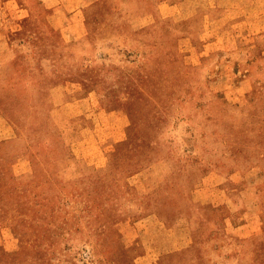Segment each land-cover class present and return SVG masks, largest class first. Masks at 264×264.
<instances>
[{"label": "rangeland", "instance_id": "obj_1", "mask_svg": "<svg viewBox=\"0 0 264 264\" xmlns=\"http://www.w3.org/2000/svg\"><path fill=\"white\" fill-rule=\"evenodd\" d=\"M161 1L0 0V264H264V36Z\"/></svg>", "mask_w": 264, "mask_h": 264}, {"label": "crops", "instance_id": "obj_2", "mask_svg": "<svg viewBox=\"0 0 264 264\" xmlns=\"http://www.w3.org/2000/svg\"><path fill=\"white\" fill-rule=\"evenodd\" d=\"M159 5L162 8L164 5L173 7L175 10L172 15L184 9L188 15L186 19L193 18L197 23L193 31L210 29L216 33L217 43L229 47L238 45L236 41L239 35L242 36L241 32L258 38L264 36V0H163ZM74 11L66 9L60 12L58 9L59 13L71 16L70 21L74 19ZM70 21L68 24H71ZM69 26H65V29ZM4 120L0 116V131L6 127Z\"/></svg>", "mask_w": 264, "mask_h": 264}]
</instances>
